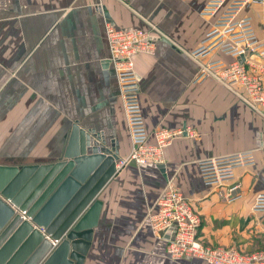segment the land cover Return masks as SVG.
<instances>
[{"label":"crops","instance_id":"crops-1","mask_svg":"<svg viewBox=\"0 0 264 264\" xmlns=\"http://www.w3.org/2000/svg\"><path fill=\"white\" fill-rule=\"evenodd\" d=\"M207 2L0 0V141L13 136L23 143L19 150L49 155L40 161L0 164L57 159L75 122L82 135L90 132L102 140L116 164L127 158L132 143L110 62L106 24L142 31L154 25L168 35V40H156L154 53L135 56L149 142H155L154 133L161 127L189 126L195 133L171 140L164 149V171L153 162L129 161L111 177L99 194L104 213L86 264L95 249L103 258L110 245L116 248L118 264L124 253L126 264H208L197 258L170 259L166 242L151 230L149 214L158 210L169 180L201 215L199 238L205 243L244 251L264 248V213L252 211L255 195L264 192V114L213 78L196 81L200 65L190 53L222 11L201 15ZM241 14L253 17L264 40V7L249 3ZM217 59L234 60L215 49L203 63ZM27 141L34 143L28 148ZM247 150L255 152L256 163L237 171L244 196L226 202L220 192L225 187L205 185L197 162Z\"/></svg>","mask_w":264,"mask_h":264},{"label":"built area","instance_id":"built-area-1","mask_svg":"<svg viewBox=\"0 0 264 264\" xmlns=\"http://www.w3.org/2000/svg\"><path fill=\"white\" fill-rule=\"evenodd\" d=\"M249 3L264 7V0H208L201 15L212 16L221 8L222 11L206 38L190 56L200 65L196 81L213 78L264 114V40L256 32L253 17L241 14ZM166 36L154 25L150 30L142 31L117 27L111 22L106 24L110 62L116 73L132 143L129 156L117 162V169L129 161L162 164L164 149L173 138L195 133L189 126L176 129L161 127L154 133L155 142H149L141 103V76L135 68V56L154 53L156 40ZM215 49L234 60L225 62L217 59L203 63V57ZM255 163V152L247 150L201 159L197 167L202 182L207 186L225 187L220 192L226 202L233 203L244 196L242 184L237 179L238 169ZM252 211L264 213V192L255 195ZM149 220L154 236L166 242L167 254L172 260L197 258L208 264H264V248L245 252L234 245L210 247L203 244L199 239L201 215L183 190L171 180L158 200V210L149 214Z\"/></svg>","mask_w":264,"mask_h":264},{"label":"water","instance_id":"water-1","mask_svg":"<svg viewBox=\"0 0 264 264\" xmlns=\"http://www.w3.org/2000/svg\"><path fill=\"white\" fill-rule=\"evenodd\" d=\"M116 160L100 138L90 132L82 135L75 122L57 159L0 164V246L22 229L12 260L27 251L24 264H49L57 257L63 264H78L73 254L86 258L89 253L103 204L97 196L117 172ZM158 166L164 171V163ZM92 213L97 220L83 227Z\"/></svg>","mask_w":264,"mask_h":264},{"label":"rangeland","instance_id":"rangeland-1","mask_svg":"<svg viewBox=\"0 0 264 264\" xmlns=\"http://www.w3.org/2000/svg\"><path fill=\"white\" fill-rule=\"evenodd\" d=\"M3 115V102L0 103V116ZM34 142L32 141H27L24 144L26 145V147H30L32 146ZM16 144L18 146H16ZM23 143L22 141H16L15 137L13 138V136L5 143L4 141H0V161H5L8 163H26L28 161H40V160H45V159H49L48 156L45 155H36L33 156L31 155V151H29L28 149H24L23 148L21 150H19L18 147H22ZM7 151L9 152L7 154ZM19 154H23V155H19ZM98 199L102 200V203L104 201V199L98 195L97 196ZM103 204L101 207V213H100V217L102 218V215L104 213L103 211ZM103 212V213H102ZM100 217H99V222L97 224V230L99 229V223H100ZM200 239V238H199ZM125 240V239H124ZM30 238H27L26 242H29ZM200 241L210 247H218V246H213L209 243H205L203 240L200 239ZM110 245V244H109ZM110 247H107V250H104V256L103 258L100 256H97L95 253L97 251V249H95V252L93 251V253L91 254V260L88 259L89 262H87V264H100L101 262H103L104 264H118V259H116V257H118L117 253H116V248L114 245H110ZM222 247V246H221ZM258 250V249H257ZM244 251V250H243ZM254 250H247L245 252H252ZM112 254V256H111ZM125 253L122 255L124 257L123 261L121 262V264H126V257H125ZM133 260L135 259L134 256H132ZM107 259V260H106ZM100 260V261H99ZM86 264V263H85ZM151 264V262L149 263Z\"/></svg>","mask_w":264,"mask_h":264},{"label":"bare ground","instance_id":"bare-ground-1","mask_svg":"<svg viewBox=\"0 0 264 264\" xmlns=\"http://www.w3.org/2000/svg\"><path fill=\"white\" fill-rule=\"evenodd\" d=\"M96 190H97L96 187H94V189L91 191V195H93L94 192H96ZM100 192H99V194H100ZM96 214L97 213L90 214L85 219L84 224H83L84 225L83 227H88V226L92 225L93 223H95V221L97 220V215ZM25 220H28V219L25 218ZM21 232H22V229L21 230L18 229L15 233H13L12 235H10V237H8V239L2 244V246H0V254L2 256L0 258V263H2V262L5 261L3 264H7V263H10L9 261L11 260V263L13 262L14 264H24V259L26 257L25 253H27V251L24 253V255H22V254L17 255L13 260L11 258V255L14 252V250L22 242L21 241ZM51 241H54V240L51 238ZM30 249H29V251H30ZM9 255H10L9 259L8 260H5L6 259L5 257L6 256H9ZM73 255L76 258L75 263L77 262L78 264H85L86 258L83 255L79 254L78 252H74ZM49 264H63V262L59 259V257H57L56 259H54L53 261H51V263H49Z\"/></svg>","mask_w":264,"mask_h":264}]
</instances>
